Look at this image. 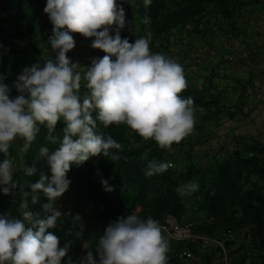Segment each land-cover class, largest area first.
<instances>
[{"label":"clouds","instance_id":"9594fccd","mask_svg":"<svg viewBox=\"0 0 264 264\" xmlns=\"http://www.w3.org/2000/svg\"><path fill=\"white\" fill-rule=\"evenodd\" d=\"M152 0H143L145 8ZM53 25L47 43L55 53L53 58L25 66L10 85L0 74V192L13 194L20 186L14 180V161L10 147L17 138L23 140L20 153H27L40 126L47 129L46 140L58 145L51 151L39 148L37 161L22 163L24 174L32 177L43 161L48 173L39 172L35 183H28L30 191H22L19 205L20 218L0 216V264H61L71 241L60 246L59 238L48 231L58 219L71 216L55 205L71 183L66 178L73 165H81L90 157L103 156L120 161L118 154L123 145L111 135L97 131V122L104 128L126 125L144 140H154L161 149L171 150L194 131L199 112L192 97L180 94L187 88L184 68L175 59L150 49L152 32L130 43L121 38L120 30L126 25L125 11L116 0H46L43 9ZM151 18H142L149 25ZM115 25V34L110 35ZM72 33L94 38L91 47L105 53L92 58L86 68L73 63L67 53L75 47ZM0 48L8 51L2 44ZM114 58V59H113ZM82 81L87 92L81 96ZM15 89L14 97L10 95ZM93 113H95V118ZM64 122L62 136H57L58 121ZM117 150L112 152L110 150ZM146 151L142 159H147ZM124 159H127L126 157ZM174 167L171 162L150 160L144 170L146 177L162 174ZM100 183L107 192L113 191L108 180ZM199 189L195 181L181 184L180 196H188ZM48 202L42 205L43 214L29 210L38 202V193ZM81 220L72 216L73 223ZM165 229L151 216L137 214L110 221L103 234L94 237V249L87 250L78 264H168L169 240ZM79 236V233H77ZM95 252V256H94ZM67 264H76L71 259Z\"/></svg>","mask_w":264,"mask_h":264},{"label":"trees","instance_id":"16d2710c","mask_svg":"<svg viewBox=\"0 0 264 264\" xmlns=\"http://www.w3.org/2000/svg\"><path fill=\"white\" fill-rule=\"evenodd\" d=\"M12 0H0V44L8 49L6 54H0V74H6L4 81L8 85L14 82L16 76L25 66L33 64L30 59L31 52L27 43L34 34V26L29 16L19 13L14 9ZM206 0H187L184 6L176 11H168L166 0H152L148 7L151 18L152 35L158 36L168 32L172 27H177L188 21L194 20L200 15ZM156 48L154 52H158ZM0 53L4 49L0 48ZM15 89L10 93L15 96ZM183 98L192 97L194 105L202 107L204 111L208 107L206 99L193 88H186L180 94ZM95 118V113H93ZM207 117V112L204 113ZM64 122L58 121L56 130L58 136H62ZM195 128H197L195 126ZM58 130V131H59ZM97 131L105 135H111L117 142L123 145L119 155L120 161H110L107 157H90L81 165H73L66 178L71 181L69 189L57 198L55 205L62 213H71V216L60 218L56 227L49 229L59 240L60 246L65 244V238L77 237L78 243L75 253L71 257L76 262L78 253L83 244H88V250L94 249V237L103 234L104 228L110 221L118 217H126L129 214H137L141 218H152L164 223L166 216H172L183 225L188 221L191 224L193 234H203L210 237H221V232L226 230L239 233L249 230L251 239H259L260 248L264 251V162L256 156L246 157L235 150L231 154L222 156L224 148L217 153L210 154V160L206 166L198 168L191 162L192 146L180 152L179 168H170L166 172L152 177H146L144 170L150 160L167 162L168 151L159 148L155 141H145L137 146H130L127 142L129 128L126 125H110L108 128L97 122ZM47 129L40 126V132L30 146L27 153L23 154L22 163L31 165L37 161L39 148L47 146L54 151L57 146L46 144ZM22 147L23 140L17 138L12 142L10 152H15L14 146ZM180 149L183 144H180ZM117 152V150H110ZM148 151L147 159H142ZM14 155V153H13ZM173 156V155H171ZM127 159H124V158ZM0 153V161L3 160ZM176 160V157H169ZM38 172L32 177L24 174L23 167L14 168L13 177L19 184V188L13 194L4 195L0 192V216L10 214L20 218L19 205L23 199L22 191H30L28 183H35L39 179V172L48 173L47 166L41 160L37 164ZM99 170L102 178L108 180L113 191L107 192L100 183L101 177L97 175ZM189 181H195L199 185L197 192L180 196L176 189ZM38 202L31 204L29 210L43 214L42 205L48 202L47 197L38 193ZM189 213L191 217L188 218ZM79 214L81 220L76 224H69L67 219ZM189 219V220H188ZM57 221V222H58ZM66 222V223H63ZM79 233V236L77 235ZM165 235V234H164ZM170 243L168 258L170 264H175L182 252L189 251L192 258L183 256L181 260L192 261L193 256H199L203 247L194 242H175L165 235ZM232 242H226V247ZM205 250V248H204ZM235 258L234 252H230ZM95 256V252H94ZM209 255L203 256V264L207 263ZM69 259L62 258L61 264H67ZM241 260L232 259L229 264H244Z\"/></svg>","mask_w":264,"mask_h":264},{"label":"crops","instance_id":"0c3cea01","mask_svg":"<svg viewBox=\"0 0 264 264\" xmlns=\"http://www.w3.org/2000/svg\"><path fill=\"white\" fill-rule=\"evenodd\" d=\"M184 1L187 0H166V8L176 11L187 3ZM116 3L125 11L126 25L120 30L122 39L127 38L134 43L147 31L152 32L151 23H142V18L149 16L143 0H116ZM11 4L19 13L29 16L34 26V34L27 43L31 62L34 63V58L40 62L42 56L53 58L55 53L47 43L53 25L43 11L46 0H12ZM115 27L111 26L110 35L115 34ZM72 36L76 43L67 56L73 58L75 51L83 67H88L92 58L105 55L91 47L94 38H85L78 33H72ZM156 48L183 66L187 88H193L206 99L205 120L208 123L205 126L213 125L209 131L211 138L207 141L234 145L230 149L226 146L224 154L238 150L243 156H256L264 162V0H206L200 15L194 20L172 27L167 33L152 35L150 49L155 53ZM195 54L201 57L198 64L194 60ZM196 114L195 126L201 128L198 124L201 113ZM66 222L76 224L72 218ZM185 224L191 226L193 222ZM68 241L71 245L65 259H71L78 243L76 236L65 238L64 242ZM226 242H232L229 247L225 245L228 264L232 259L241 260L243 257L244 264H264V251L260 248L259 239H251L248 229L235 233L233 240ZM202 247L201 254L193 256L192 261H183L179 255L174 263L203 264L202 257L207 255L209 259L205 264L224 263L218 248ZM88 248V244L81 246L76 264ZM230 252H234L235 258Z\"/></svg>","mask_w":264,"mask_h":264},{"label":"rangeland","instance_id":"374dc122","mask_svg":"<svg viewBox=\"0 0 264 264\" xmlns=\"http://www.w3.org/2000/svg\"><path fill=\"white\" fill-rule=\"evenodd\" d=\"M75 51H73V58L70 57V60L73 63H77L79 66L83 67V65H81L82 63L79 62V59L77 54H74ZM44 58H48L45 56H42V59L39 61L35 60L37 58H34V63L39 62L41 65L43 64V59ZM33 63V64H34ZM87 66V65H86ZM85 68V67H84ZM84 82L82 81V87H81V91L80 94L81 96H83L86 92L87 89L83 86ZM206 112V110L204 111V113ZM200 114L198 115V124L200 125L201 128H194V131L191 135H189L188 137H186L185 139H183L179 144H173L172 145V149L171 150H167L169 157H176V160H172L169 157H167V162H171L174 167L173 168H179V158L181 156L180 152H184L185 150L189 149V146H192V150H191V155L193 157V159L191 160V162L195 163L198 168H202L204 166H206V164H208L209 160H210V154L211 153H215V152H219L222 148H234V145H225L223 142H219L218 143H214L213 141H207V139L211 138L209 136V131H212L213 129V125H211L210 127H206L205 125H207L208 121L205 120L206 117H204L205 115ZM197 115V114H196ZM205 121V122H204ZM59 130V129H58ZM55 130L56 132L54 133L55 135L58 136L57 132H61L60 130ZM217 131V130H216ZM151 140V139H149ZM149 140H144L143 138L139 137L136 133L132 132V130L129 128L128 134H127V142L130 146H137L139 144H141L142 142L145 141H149ZM154 141V140H151ZM46 144H49L48 141H46ZM180 144H183V148L180 149ZM52 145V144H49ZM223 145V146H222ZM236 145V144H235ZM53 146H57V145H53ZM227 146V147H226ZM15 152L12 151L11 153V158L14 161V168H19L22 166V156L20 153V148L17 144H15V146L13 147ZM14 153V155H13ZM173 155V156H171ZM224 155V152H222V156ZM38 156V154H37ZM36 156V157H37ZM222 237V234H221Z\"/></svg>","mask_w":264,"mask_h":264},{"label":"built area","instance_id":"2783aa9c","mask_svg":"<svg viewBox=\"0 0 264 264\" xmlns=\"http://www.w3.org/2000/svg\"><path fill=\"white\" fill-rule=\"evenodd\" d=\"M219 57V56H218ZM227 58V57H226ZM225 58V59H226ZM220 59H224L223 55L220 56ZM196 63L201 62V57L200 55L195 54V59ZM162 227L165 229L164 234L169 237L172 241L175 242H184V241H189V242H194L197 245H209V246H214L218 248L224 257V263L223 264H228V260L226 258V247H225V241H231L233 240L234 237V232L231 230H226L222 233L221 238H216V237H210L206 235H200V234H193L191 232V226L188 224H179L176 219L172 216H166L164 223L161 224ZM185 256L187 259L192 258V254L189 251H184L181 254V257Z\"/></svg>","mask_w":264,"mask_h":264}]
</instances>
